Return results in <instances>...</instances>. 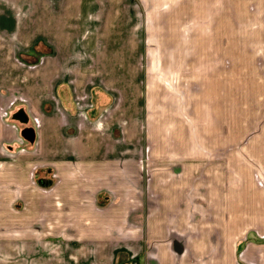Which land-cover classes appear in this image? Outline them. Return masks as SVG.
<instances>
[{
  "label": "crops",
  "instance_id": "1",
  "mask_svg": "<svg viewBox=\"0 0 264 264\" xmlns=\"http://www.w3.org/2000/svg\"><path fill=\"white\" fill-rule=\"evenodd\" d=\"M263 1L0 0V264H264V124L230 109Z\"/></svg>",
  "mask_w": 264,
  "mask_h": 264
},
{
  "label": "rangeland",
  "instance_id": "2",
  "mask_svg": "<svg viewBox=\"0 0 264 264\" xmlns=\"http://www.w3.org/2000/svg\"><path fill=\"white\" fill-rule=\"evenodd\" d=\"M250 8L252 10V12H258V8L260 7V4H257L255 2H251L250 3ZM262 10H264V1L262 3ZM250 22V21H249ZM252 25V24H251ZM260 30V29H258ZM257 31V29L255 30ZM246 36V40L244 41V43L247 41H252L254 43H256L258 46H263L264 45V34L260 33V32H254L251 34H244ZM206 40V39H204ZM233 40V39H232ZM242 41V40H241ZM240 42V41H239ZM243 43V44H244ZM240 52V57H250V54L252 53L251 50H247L245 49V45H242V48L240 51L238 50H232V56L233 55H238L236 53ZM259 58H257V63L258 65L255 67L253 65H245V66H232V76L231 79H233V87H232V92L234 95H231V104L232 107L230 108L232 110V114H236V118H238V120L241 123L244 124H249V123H262V125L264 124V81L263 83H261L260 79V75L262 74L264 77V50L262 51V54H260L259 56H257ZM162 72H172L169 73L168 75L174 74V75H178L175 70H166V71H162ZM241 73L242 75H234L233 74H239ZM243 77V82L240 81V78ZM72 84H76V83H72ZM90 83H86V87L89 86ZM92 84V83H91ZM111 84L109 85V87H114L115 89H119L120 84H129V83H108ZM78 85V84H77ZM104 87L107 86L106 83L102 84ZM106 85V86H105ZM136 85H138V90L141 94V97L143 96V91H144V87H145V83L143 81H140V83H136ZM173 86V85H171ZM108 89H111L109 88ZM107 88V87H106ZM173 88V87H171ZM192 91H196L198 90V87L196 84L192 85ZM205 88V86H204ZM116 90V91H117ZM78 91V90H76ZM76 96L74 97L75 102L77 103V108H79L80 111H82L84 109V104L82 102V100H84L85 98L88 100V91L87 88L82 89V91H78L77 94H75ZM208 91L205 88V94L202 95L201 99L202 101H206L208 98ZM237 95V96H236ZM15 100V99H14ZM17 104H15L13 106L12 112L11 114L8 115V119L11 121V123H13L15 125V128H21L22 130L20 131V134L22 132V135H20V138H22L25 141V137H24V132L23 130L26 129L28 126H30L31 123L27 122H23L21 120V115H23V113L27 114V110L29 109V105L27 103V100H25V98L23 96H18V98L16 99ZM87 104V102H86ZM31 108L33 107L32 105L30 106ZM25 114V115H26ZM82 115L84 116V114L82 113ZM234 117V115H232ZM85 117V116H84ZM232 117V119H233ZM259 124H256L257 126H259ZM154 126L153 128H147L144 129V139L145 142L148 139V132L151 134L150 135V141L154 142L158 140V134L159 131L155 129V125H151ZM256 126V128H257ZM148 131V132H147ZM239 131H234L232 132V135L235 137H240L241 134L237 133ZM258 134L259 133V129H251V131H248V135H246L245 137L242 135V139L244 141V143L242 144H246L247 141H249L250 136H253L252 134ZM250 134V135H249ZM21 139V141H23ZM157 143V142H156ZM25 144V143H23ZM152 143L151 144H144L142 145V155L140 160L141 164L144 166V170H148L149 169V160H148V153H147V147L148 149H153L154 145ZM26 145V144H25ZM239 146H234L233 147V151L234 152H238ZM137 154L140 156V150L139 148H137ZM237 150V151H236ZM24 151V150H23ZM232 151V152H233ZM141 170H143V167H141ZM145 181V180H144Z\"/></svg>",
  "mask_w": 264,
  "mask_h": 264
},
{
  "label": "water",
  "instance_id": "3",
  "mask_svg": "<svg viewBox=\"0 0 264 264\" xmlns=\"http://www.w3.org/2000/svg\"><path fill=\"white\" fill-rule=\"evenodd\" d=\"M21 120L23 122H26L27 121V119H26V117H25L24 114L21 115ZM23 134H24L25 139H27L29 141H33V139H34V132L32 130H26Z\"/></svg>",
  "mask_w": 264,
  "mask_h": 264
}]
</instances>
